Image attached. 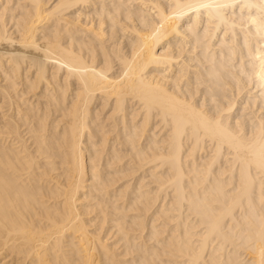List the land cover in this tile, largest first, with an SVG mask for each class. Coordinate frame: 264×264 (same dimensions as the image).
<instances>
[{"label": "bare ground", "instance_id": "bare-ground-1", "mask_svg": "<svg viewBox=\"0 0 264 264\" xmlns=\"http://www.w3.org/2000/svg\"><path fill=\"white\" fill-rule=\"evenodd\" d=\"M0 264H264V0H0Z\"/></svg>", "mask_w": 264, "mask_h": 264}]
</instances>
